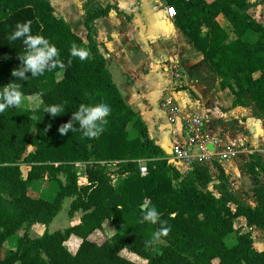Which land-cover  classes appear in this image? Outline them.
Instances as JSON below:
<instances>
[{"label":"trees","instance_id":"16d2710c","mask_svg":"<svg viewBox=\"0 0 264 264\" xmlns=\"http://www.w3.org/2000/svg\"><path fill=\"white\" fill-rule=\"evenodd\" d=\"M163 1L175 8L176 27L202 53L219 88L232 92L235 104L252 106L254 115L264 119V23L251 14V3ZM114 8L107 4L86 9L85 39L56 12L51 0H0V93L14 82L21 98L33 94L42 98L35 110L20 105L0 110V246L22 231L0 264H140L124 257V248L145 258V264H264V249L254 247L250 232L240 233L234 226L242 216L247 226L264 230V184L259 178L260 173L264 178V158L255 152L246 162L258 199L254 207L229 189L221 164H215L214 192L209 188L214 176L208 165L194 163L181 171L170 163L149 137L139 113L126 102L94 39L95 20ZM219 15L230 29L222 26ZM25 21L29 34L45 38L57 55L43 74L32 77L25 71L27 78L21 79L12 70L22 66L23 37H8L17 23ZM73 51L83 52L84 58ZM80 104L110 107L103 131L93 139L84 137L74 121ZM49 105H61L63 113L51 116L45 111ZM70 120L75 131L60 134L59 127ZM130 129L136 132L133 136ZM29 145L35 150L26 153ZM77 162L87 163L81 182ZM22 164L29 166L25 176ZM142 165L148 169L145 175ZM45 176L58 184L52 199L30 193L33 181ZM66 198H71L70 216L82 212L79 221L31 237V226H48ZM153 208L156 223L142 222ZM105 220L122 222L125 228L98 240L101 234H93L103 229ZM161 227L168 229L167 234L146 244ZM233 231L237 241L228 246L225 237ZM72 235L80 238L74 252L67 247Z\"/></svg>","mask_w":264,"mask_h":264},{"label":"crops","instance_id":"0c3cea01","mask_svg":"<svg viewBox=\"0 0 264 264\" xmlns=\"http://www.w3.org/2000/svg\"><path fill=\"white\" fill-rule=\"evenodd\" d=\"M249 2L251 3V1ZM112 14L113 11H110L108 15L98 17L95 20L94 39L95 35H98L97 30L99 21H105L106 18H112ZM220 17L224 18V23L219 20ZM137 19L139 18H134L133 21H122L123 29H120L122 30L121 34L124 36L125 41L127 40V43L132 39L136 41L137 44H139V47L130 49V47L127 45L126 49V42H124L121 46L123 54L120 55L116 60H114L118 62V65H122L126 71V81L122 86H120V84L115 81L119 89L121 90L126 102L139 113L148 127L149 137L153 139L165 151L168 157L171 154L173 145L183 141V116L185 115L179 114V117L177 118L178 121L176 120L174 123H170L166 117L165 112L161 108V100L164 96L165 91L172 86V73L170 65L172 63H179L184 74V80L181 86L185 85V88L190 91V95H192L194 99L201 100L199 93L195 90L194 87V81H197L204 89V93L207 95L208 101H212L213 99H211V97H213L216 100H223L225 102L224 104L217 103L216 116L213 117L214 123L211 128H208V123L212 121L208 113L199 111V109H197V111L192 114L200 113L204 115L207 118L206 128L212 135L217 136L222 144L244 145L250 150V152H242L236 158L225 161L221 163V165L224 169L229 189L232 190L241 201L254 207L257 204L258 199L254 193L255 184L247 171L246 162L250 159L251 154L255 152L259 153L264 158V141L260 139L262 136H264V133L257 134V136H254L253 138L242 137V135L246 132V128L249 123L254 122L256 125H258L257 120H260L262 118H258L254 115L252 106L235 104L233 94L232 97L229 96L225 98V96L222 95L224 93L223 91L229 90L224 89L223 91H221L222 89L219 88L218 81H215V86L213 85L210 91L206 89V86L202 83V81L206 76H209V70L206 66L203 55L201 52L197 51L192 44L188 42L186 37L176 27L174 22H172L171 25H168L166 23V35H164L162 39L158 38V40L161 41L162 48L164 50L168 49L171 51V56L169 57V59H166L162 55L159 58L154 56L155 44L152 42V38L150 37L151 33L154 31V28L149 27V24L147 23L145 18H141L140 20ZM218 20L222 24V26L230 29V25L223 15H219ZM129 25L130 30L128 29ZM101 36L105 38L108 36L110 37V33L107 32L106 29H104V33H102ZM115 36L118 35L115 34ZM109 43L110 42H108V40L105 43L107 49H109ZM104 56L106 57L105 54ZM107 58L108 57H106V59ZM146 66L152 67V69H150V71H147ZM109 67H111V65H109ZM110 69L112 70V68ZM206 70L208 71V75L206 73ZM216 86L220 90H217ZM123 87L125 88V90H123ZM151 90H154L155 97L158 100V105L160 106V109L162 110L168 121V125L166 126L162 125L160 120L155 119V117L151 113ZM179 90L177 88L175 92V98L178 107L179 103L177 99V93ZM228 99L230 100L228 101ZM199 104L200 102L196 105V107H201ZM204 105H207V103H204ZM179 113H181L180 107ZM176 122L179 123V126H177V129L175 130V125L177 124ZM237 122L241 123L242 125V130L240 131L235 128V124ZM188 168L189 167L185 164H181L179 166V169L181 171H185ZM210 172L213 174L214 179H217V168L214 167L210 170ZM259 178L261 184H264L262 173H260ZM250 196L252 197V199ZM38 224L40 223H35L31 226L29 230V234L31 237H33L31 235L32 229ZM243 225L244 227L241 228V226ZM234 226L240 233L250 232L252 235V239L255 234L262 231L264 232V230L261 229V231L255 233L256 227L247 226L246 220L242 216L238 217L235 220ZM46 228L47 226L44 229L43 227L42 229H38L37 234L42 235ZM76 238L80 240L79 237L76 236ZM262 249L264 248H260L258 250Z\"/></svg>","mask_w":264,"mask_h":264},{"label":"rangeland","instance_id":"374dc122","mask_svg":"<svg viewBox=\"0 0 264 264\" xmlns=\"http://www.w3.org/2000/svg\"><path fill=\"white\" fill-rule=\"evenodd\" d=\"M251 1V8L250 12L252 15L255 16V18L264 23V0H249ZM52 4L55 7L56 12L63 16L72 26L73 30L83 36L85 39V27H84V17L85 12L87 8H94L98 6H105L107 4L113 5L115 8L112 9L113 11L112 18L105 19V21H99L98 25V35L95 31V39L99 44V47L101 51L108 57L109 65H111L112 68L111 73L113 75L114 81L120 84V86L123 85V83L126 81V74H125V68L122 65H118L116 60L120 55L123 54L122 51V44L126 42L125 48L127 49V45L130 47V49H135L139 47V44H137L136 41L132 40L127 43V40L125 41L124 36L121 34L123 29V22L127 21H133L134 18H139L137 20H140L141 18H145L147 23L149 24V27H153L154 31L151 33L150 37L152 38V42L155 44V57H161L164 56L166 59H169L171 56V51L166 49L164 50L162 48L161 41L158 40V38L162 39L164 35H166V23L168 25H171L172 22H174V17L169 16L167 11V5L166 2L163 0H51ZM219 20L224 23V18L220 17ZM123 21V22H122ZM121 28V29H120ZM104 29H106L107 32L110 33V37H102L101 34L104 33ZM128 29L130 30V25L128 26ZM165 31V32H164ZM118 35V36H115ZM108 40L109 49L105 46L106 41ZM112 41V42H111ZM135 51V50H134ZM147 71H150L152 67L146 66ZM206 73L208 75V71L206 70ZM62 72L57 73V77H61ZM202 83L206 86V89L209 91L212 89L213 85L215 86V81L211 76H206ZM194 87L195 90L199 93L201 100H196L192 95H190V91L185 88V85L178 87V93H177V99L180 107V114L181 115H189L197 111L206 112L209 114V117L212 119L208 123V128H211L214 123V118L216 116V109H217V103L218 104H224L225 102L223 100H216L213 97L212 101H208L207 95L204 93V89L197 81H194ZM217 87V86H216ZM123 90L125 88L123 87ZM217 90H220L217 87ZM223 91V90H221ZM222 94L225 96V98L231 96L232 92L230 91H223ZM151 93V104H152V110L151 113L155 117V119L160 120L161 124L166 126L168 125V121L160 109V106L158 105V100L155 97L154 90L150 91ZM194 94V93H193ZM221 94V93H217ZM195 95V94H194ZM230 97V98H231ZM200 99V98H199ZM230 99H228L229 101ZM200 102L201 107H196V105ZM204 103H207V105H204ZM19 105L23 108H30V109H37L42 105V98L40 94H33L24 96L20 99ZM178 121V120H177ZM177 123V122H176ZM256 125L254 122H251L248 124L246 128V132L243 133L242 137H250L253 138L254 136H257V134H263L264 133V119L257 120ZM179 126V123L175 125L176 127ZM262 127V128H261ZM235 128L237 130H242L241 123L237 122L235 124ZM134 129H130V136H133L135 134ZM262 141H264V136L260 138ZM264 146V142H263ZM35 147L32 145H29L26 153H29L31 151H34ZM21 169L23 172V175H26L27 170L29 169V166L26 164L21 165ZM78 172H81V175L79 178V182L84 180L85 177V168L79 167L77 168ZM218 181L215 178L212 183L209 184V188H211L214 192V187L217 185ZM58 189V184L55 180H52L48 178V176H45L42 179L34 180L31 188L30 193L34 196H43L49 199H52ZM251 197V196H250ZM252 199V197H251ZM70 201L71 198H66L63 202V206L61 211L53 218V220L48 224L47 229L49 232H52L56 229H62L69 227L76 222L79 221L80 216L82 214L81 211H76L72 216L69 214V207H70ZM239 223V222H238ZM237 223V226H238ZM43 229L46 227L45 224H38L34 226L32 229L31 235L33 237L40 236L41 234H37L38 229ZM241 226V228H243ZM125 228V224L122 222H111L109 220H105L103 223V229H98L94 232V235L101 234L100 238H97L98 240H101L105 237H108L112 235L114 232L121 230ZM261 231V229L256 228V232ZM22 231H19V233L16 235L18 236L21 234ZM16 236L8 240L4 245L0 246V257H3L6 253H8L11 248H14V245L16 244ZM79 239L76 238L75 235L70 236V238L67 241V247L71 251H75L78 247ZM237 241V232L233 231L232 233L228 234L225 237V243L228 246H231L235 244ZM253 245L256 249L264 248V232L257 233L253 236ZM121 254L124 257H127L134 262L145 264L147 261L145 258L140 257L134 253H132L129 249L124 248L121 250Z\"/></svg>","mask_w":264,"mask_h":264},{"label":"clouds","instance_id":"9594fccd","mask_svg":"<svg viewBox=\"0 0 264 264\" xmlns=\"http://www.w3.org/2000/svg\"><path fill=\"white\" fill-rule=\"evenodd\" d=\"M29 31V22L25 21L23 24L17 23L16 30L8 37L9 40H16L17 38L23 37L22 43L25 45V51L19 55L23 63L20 68L12 70V75L19 76L21 79L27 78L24 76L25 71H30L32 77L43 74L47 62L57 55L56 48L45 38L38 35H30ZM73 55H79L81 59L84 58L83 52L77 53L73 51ZM53 66L55 65L53 64ZM0 99L3 100V103H0V110H3L5 106L19 105L21 99L19 85L14 82L8 83L3 88L2 93H0ZM45 111L55 117L63 113V108L61 105H49L45 108ZM109 112L110 107L107 104H101L95 107L80 104L77 111L73 112V118L74 121L78 122L82 135L93 139L103 131V126L107 123L104 118L108 116ZM69 129H72V120L60 126L58 131L63 135ZM72 130L75 131V129ZM157 219L158 213L153 208L144 213L142 222L148 221L156 223ZM167 232V228L161 227L158 231L153 232L150 240L145 243L154 244L160 236L166 235Z\"/></svg>","mask_w":264,"mask_h":264},{"label":"built area","instance_id":"2783aa9c","mask_svg":"<svg viewBox=\"0 0 264 264\" xmlns=\"http://www.w3.org/2000/svg\"><path fill=\"white\" fill-rule=\"evenodd\" d=\"M169 16L175 17L176 11L173 6H167ZM172 73V86L167 89L161 100V108L165 112L170 123H174L179 117V107L175 98V92L184 80V74L179 63L170 65ZM207 118L198 113L183 116V141L172 147L171 154L167 157L170 163L179 168L181 164L189 168L194 163H203L213 169L216 163L236 158L242 152H250L244 145L222 144L220 139L212 135L206 128ZM85 162L75 163L76 168L86 167ZM141 174L148 173L146 166L140 167ZM79 177L81 172H78ZM81 178V177H80ZM81 182V181H80Z\"/></svg>","mask_w":264,"mask_h":264},{"label":"water","instance_id":"95a60500","mask_svg":"<svg viewBox=\"0 0 264 264\" xmlns=\"http://www.w3.org/2000/svg\"><path fill=\"white\" fill-rule=\"evenodd\" d=\"M147 204H148V202L144 203L142 208H146Z\"/></svg>","mask_w":264,"mask_h":264}]
</instances>
